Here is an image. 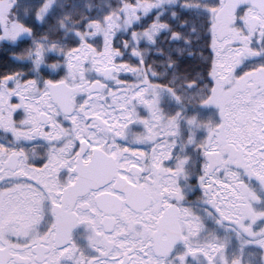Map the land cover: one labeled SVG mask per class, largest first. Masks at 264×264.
I'll use <instances>...</instances> for the list:
<instances>
[{
	"label": "snow or ice",
	"instance_id": "1",
	"mask_svg": "<svg viewBox=\"0 0 264 264\" xmlns=\"http://www.w3.org/2000/svg\"><path fill=\"white\" fill-rule=\"evenodd\" d=\"M0 264H264V0H0Z\"/></svg>",
	"mask_w": 264,
	"mask_h": 264
}]
</instances>
